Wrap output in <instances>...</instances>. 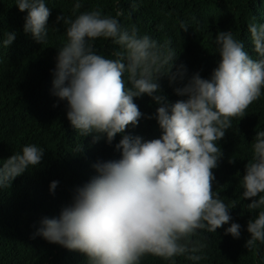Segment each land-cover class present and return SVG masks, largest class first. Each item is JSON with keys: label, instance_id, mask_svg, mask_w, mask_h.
I'll return each mask as SVG.
<instances>
[{"label": "clouds", "instance_id": "obj_1", "mask_svg": "<svg viewBox=\"0 0 264 264\" xmlns=\"http://www.w3.org/2000/svg\"><path fill=\"white\" fill-rule=\"evenodd\" d=\"M15 4L19 11L27 10L24 33L44 43L50 16L45 0ZM80 7L77 2L74 10ZM116 17L102 15L99 9L74 19L57 16L67 28L56 56L53 94L66 101V118L81 137L93 135L97 142L103 136L109 144L129 125L138 124L142 113L134 98L148 95L161 104L155 119L162 134L148 141L122 135L115 145L120 158L95 163L97 175L75 190L58 218H43L38 234L82 253L87 264H141L146 256L170 264L181 256L199 260L191 237L198 231L215 233L229 223V209L235 206L229 207L213 191L212 170L222 156L217 141L262 95L264 24H248L255 57L232 31L218 32L213 43L220 60L210 78L194 74L175 90L187 99L169 104L154 94L159 91V76L168 75L173 66L172 42L161 44L150 35H139L135 26L122 28ZM15 38V32H7L3 46ZM98 39L111 40L115 46L111 57L99 54ZM250 153L240 180L242 198L251 201L247 208L259 210L247 223L249 249L257 242L264 244V131L256 132ZM43 155L44 149L32 144L0 160V191L40 165ZM57 183L52 181L50 190ZM225 231L239 238L240 225L231 223Z\"/></svg>", "mask_w": 264, "mask_h": 264}, {"label": "trees", "instance_id": "obj_2", "mask_svg": "<svg viewBox=\"0 0 264 264\" xmlns=\"http://www.w3.org/2000/svg\"><path fill=\"white\" fill-rule=\"evenodd\" d=\"M50 9L44 43L36 42L23 31L27 10H18L15 0H0V160L18 153L25 145L44 149L40 165L16 177L8 189L0 191V264H87L86 257L50 243L38 234L41 220L58 218L72 202L75 190L97 175L98 161L117 160L115 148L122 135L158 139L162 131L155 119L158 104L148 95L134 98L142 113L136 126L129 125L109 144L103 136L81 137L66 118V101L53 94L52 82L58 48L65 42L67 25L57 16L74 19L81 12L99 9L102 15L116 17L122 28L135 26L139 35H150L161 44L172 42L176 51L168 75L157 79L160 95L171 104L185 100L176 94L194 74L208 79L220 56L213 40L218 32L232 31L244 49L255 57L248 24H264V0H45ZM79 2L81 7L74 10ZM186 26V30L181 29ZM7 32L16 38L8 47L2 41ZM99 54L111 57V40L98 39ZM181 73L183 75L181 76ZM175 76V79L170 77ZM151 117V118H149ZM264 131V89L242 118H234L232 127L217 141L222 156L214 168L212 188L229 207V223L215 233L198 231L191 237L198 248L193 261L177 257L172 264H264V244L246 248L250 238L247 223L259 210H249L251 201L243 199L240 180L251 158L250 144L256 132ZM80 148V151H78ZM234 158V162L229 161ZM52 181L57 187L50 190ZM231 223L240 225L239 238L226 234ZM141 264H170L158 257L146 256Z\"/></svg>", "mask_w": 264, "mask_h": 264}]
</instances>
